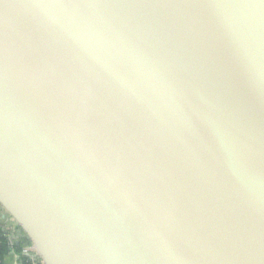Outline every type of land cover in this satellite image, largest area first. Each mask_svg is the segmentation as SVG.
Masks as SVG:
<instances>
[{
	"label": "water",
	"instance_id": "obj_1",
	"mask_svg": "<svg viewBox=\"0 0 264 264\" xmlns=\"http://www.w3.org/2000/svg\"><path fill=\"white\" fill-rule=\"evenodd\" d=\"M0 205L42 264H264V0H0Z\"/></svg>",
	"mask_w": 264,
	"mask_h": 264
},
{
	"label": "trees",
	"instance_id": "obj_2",
	"mask_svg": "<svg viewBox=\"0 0 264 264\" xmlns=\"http://www.w3.org/2000/svg\"><path fill=\"white\" fill-rule=\"evenodd\" d=\"M32 243L26 233L16 223L11 228H5L4 224L0 223V264H5V257L14 252L19 255V264H42L41 259L36 257L32 261L22 254L24 247H31Z\"/></svg>",
	"mask_w": 264,
	"mask_h": 264
},
{
	"label": "built area",
	"instance_id": "obj_3",
	"mask_svg": "<svg viewBox=\"0 0 264 264\" xmlns=\"http://www.w3.org/2000/svg\"><path fill=\"white\" fill-rule=\"evenodd\" d=\"M7 219H8L7 222L4 223L3 221L5 228L6 229H8L9 227L12 228L14 224H16L15 221L10 216H8ZM22 254L27 256L32 261V263L35 261L36 257H38L32 246L24 247L22 249ZM18 262H19V255L14 252H11L10 255L5 257V264H19Z\"/></svg>",
	"mask_w": 264,
	"mask_h": 264
},
{
	"label": "crops",
	"instance_id": "obj_4",
	"mask_svg": "<svg viewBox=\"0 0 264 264\" xmlns=\"http://www.w3.org/2000/svg\"><path fill=\"white\" fill-rule=\"evenodd\" d=\"M9 215L6 213V211L3 209V207L0 205V223L3 224V221L4 223L7 222V217Z\"/></svg>",
	"mask_w": 264,
	"mask_h": 264
}]
</instances>
